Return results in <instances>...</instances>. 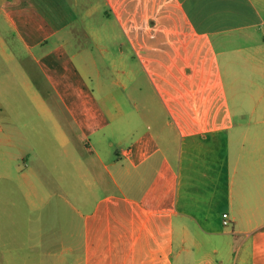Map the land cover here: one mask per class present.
<instances>
[{"label": "crops", "instance_id": "1", "mask_svg": "<svg viewBox=\"0 0 264 264\" xmlns=\"http://www.w3.org/2000/svg\"><path fill=\"white\" fill-rule=\"evenodd\" d=\"M160 1L0 0V144L18 159L0 177L76 199L75 228L26 262L264 264V0H165L173 59L150 70L134 40ZM122 35L163 94L143 116L115 90L133 68L106 63Z\"/></svg>", "mask_w": 264, "mask_h": 264}, {"label": "rangeland", "instance_id": "2", "mask_svg": "<svg viewBox=\"0 0 264 264\" xmlns=\"http://www.w3.org/2000/svg\"><path fill=\"white\" fill-rule=\"evenodd\" d=\"M168 6L165 0L160 1L159 6L155 9V17L160 18L159 24L150 21L148 29V33H150L149 38L134 40L138 49H147V60L149 61L147 66L150 70H152V65L157 67L161 65L160 63H168L173 59L169 51L173 50L176 40H171V26H167V22L163 21L164 15L168 12ZM116 31L118 32L120 29L117 27ZM102 42L108 44L112 51V56L106 58L108 65H114L115 69H119V67L124 66L123 63L125 62L129 67L133 68L136 77H138L137 80L134 78L126 80L127 85L125 82L119 83L115 87L116 93L118 92L117 94L120 98H126L129 95L137 100L139 104L136 111L137 113H142L140 114L141 116L144 113L151 112L154 106V99L160 101L163 94L161 95L160 91L149 80L144 66L147 63L141 60V56L138 55L135 47L124 35L117 39H104ZM159 49H162L163 52L159 51ZM112 58L114 59V64ZM167 66L166 64L165 67ZM164 94L166 95L164 97L167 98L169 89L168 93ZM15 106L17 111H24V108L27 107V105L22 104ZM127 110L129 111L130 109L128 108ZM9 111L13 112V105H8L5 112L0 108V119ZM161 111L164 114L165 120L172 119L171 112L167 106L163 107V109L159 106V112ZM137 124H139V121H137ZM138 129L139 131L143 130L141 127ZM169 130V134L176 131L173 126H170ZM132 133L133 130H131ZM126 144L127 141L115 145L119 148L118 146L121 147ZM2 152L3 146L0 144L1 169L6 168L9 174L16 176L18 159H13L8 154H6V158L4 159ZM28 161L30 160L28 159ZM20 162L22 164L26 163L24 160H20ZM49 186L52 192L50 199L47 201H29L16 179L0 177V264H32L26 262V259L28 258V261L37 260L40 255L35 256L32 254L38 250L31 248V245H33L31 243L40 242L41 238L45 241L49 240L56 234L60 235V239H66V233L62 232L61 229L68 227L75 228L76 199L74 200L71 197L72 201L66 200L61 196V188L55 183ZM65 186H68L70 192L75 194L74 184L68 183ZM34 203H38V208L32 207ZM60 249L58 248V251ZM18 257L23 258V260L19 261Z\"/></svg>", "mask_w": 264, "mask_h": 264}, {"label": "built area", "instance_id": "3", "mask_svg": "<svg viewBox=\"0 0 264 264\" xmlns=\"http://www.w3.org/2000/svg\"><path fill=\"white\" fill-rule=\"evenodd\" d=\"M224 216H225V218H224V223H228L229 222V219H228V214L227 213H225L224 214Z\"/></svg>", "mask_w": 264, "mask_h": 264}]
</instances>
